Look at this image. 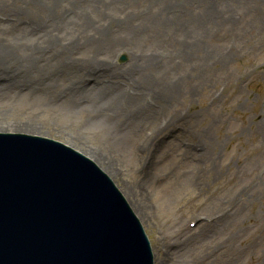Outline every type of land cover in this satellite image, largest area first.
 I'll return each mask as SVG.
<instances>
[{
    "label": "rangeland",
    "instance_id": "rangeland-1",
    "mask_svg": "<svg viewBox=\"0 0 264 264\" xmlns=\"http://www.w3.org/2000/svg\"><path fill=\"white\" fill-rule=\"evenodd\" d=\"M1 132L93 159L155 264H264V0H0Z\"/></svg>",
    "mask_w": 264,
    "mask_h": 264
},
{
    "label": "water",
    "instance_id": "water-1",
    "mask_svg": "<svg viewBox=\"0 0 264 264\" xmlns=\"http://www.w3.org/2000/svg\"><path fill=\"white\" fill-rule=\"evenodd\" d=\"M0 264H153L110 178L50 139L0 135Z\"/></svg>",
    "mask_w": 264,
    "mask_h": 264
}]
</instances>
